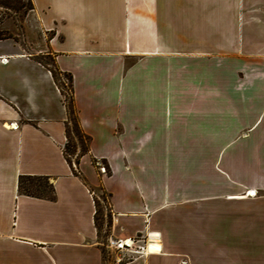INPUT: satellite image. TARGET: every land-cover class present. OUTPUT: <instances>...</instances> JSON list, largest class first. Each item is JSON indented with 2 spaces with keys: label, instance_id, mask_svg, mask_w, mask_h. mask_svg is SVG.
I'll return each mask as SVG.
<instances>
[{
  "label": "crops",
  "instance_id": "1",
  "mask_svg": "<svg viewBox=\"0 0 264 264\" xmlns=\"http://www.w3.org/2000/svg\"><path fill=\"white\" fill-rule=\"evenodd\" d=\"M33 2L90 139L76 176L52 73L1 40L0 264H116L95 189L108 237L158 234L121 264H264V0Z\"/></svg>",
  "mask_w": 264,
  "mask_h": 264
},
{
  "label": "trees",
  "instance_id": "2",
  "mask_svg": "<svg viewBox=\"0 0 264 264\" xmlns=\"http://www.w3.org/2000/svg\"><path fill=\"white\" fill-rule=\"evenodd\" d=\"M0 11L6 13L8 15L7 19L10 20L8 23L0 22V41L6 39H14L18 41V36L25 33L26 24H28L31 19L39 23L33 0H0ZM45 57H47L45 62H42L37 57H34V59L50 70L53 79L64 98L68 117L65 130L66 143L64 145L63 153L73 174L80 176V158L88 152L90 138L82 132L79 120L75 114L72 76L59 70L55 58L51 54H46ZM61 77H64L68 84L62 83L60 80ZM19 191L21 194L36 198L49 200L55 198L54 185L50 182L48 177L21 176L19 179ZM94 201L96 207L94 217L95 224L98 229L100 241L101 243H104L111 227L112 214L110 210L107 212L105 209L107 205V198L105 195L101 197L95 196ZM102 203L106 204L103 205Z\"/></svg>",
  "mask_w": 264,
  "mask_h": 264
},
{
  "label": "rangeland",
  "instance_id": "3",
  "mask_svg": "<svg viewBox=\"0 0 264 264\" xmlns=\"http://www.w3.org/2000/svg\"><path fill=\"white\" fill-rule=\"evenodd\" d=\"M7 16L8 15L6 13H4L3 11H0V22L8 23L10 20L7 19ZM28 24H26L25 33L18 36V43L21 44L24 51L33 55V57L39 58L42 62H45L47 60L46 59L47 57H45L46 53H43L42 50L45 49V42H46V40H48L51 37L52 32L44 31L40 27L39 23L36 21H33V19H31ZM60 80L62 83L68 84L67 80L64 77H61ZM66 90H67V88H66ZM78 150H79V148H78ZM101 166H105V165L101 163ZM101 166H98V168L100 169ZM105 170H106V173L109 172L106 166H105ZM99 171L101 172V170H99ZM101 173H103V172H101ZM94 192H95L96 197L97 196H100V197L103 196V193L100 189H95ZM102 204L105 205L106 203L105 204L102 203ZM105 209L107 212H108V210H110L108 202H107Z\"/></svg>",
  "mask_w": 264,
  "mask_h": 264
},
{
  "label": "built area",
  "instance_id": "4",
  "mask_svg": "<svg viewBox=\"0 0 264 264\" xmlns=\"http://www.w3.org/2000/svg\"><path fill=\"white\" fill-rule=\"evenodd\" d=\"M101 172L106 173L105 166H101ZM157 237L158 234L149 233L145 238L141 239L143 244H138V240L128 239V240H120L112 237H107L102 246L104 247L107 254L111 256V254H115V263L121 264L123 262L132 260L134 256L144 255L148 249L149 239L151 237ZM131 242V244H130Z\"/></svg>",
  "mask_w": 264,
  "mask_h": 264
},
{
  "label": "bare ground",
  "instance_id": "5",
  "mask_svg": "<svg viewBox=\"0 0 264 264\" xmlns=\"http://www.w3.org/2000/svg\"><path fill=\"white\" fill-rule=\"evenodd\" d=\"M130 244H131V242H130Z\"/></svg>",
  "mask_w": 264,
  "mask_h": 264
}]
</instances>
